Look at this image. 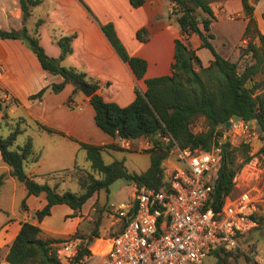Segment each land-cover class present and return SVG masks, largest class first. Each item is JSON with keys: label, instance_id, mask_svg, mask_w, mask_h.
Listing matches in <instances>:
<instances>
[{"label": "trees", "instance_id": "16d2710c", "mask_svg": "<svg viewBox=\"0 0 264 264\" xmlns=\"http://www.w3.org/2000/svg\"><path fill=\"white\" fill-rule=\"evenodd\" d=\"M40 1L19 0L22 18L26 19L31 15L32 6ZM128 1L132 6L144 2ZM213 1L220 3L224 0H172L169 14L178 25L179 36L174 40V60L170 73L145 77V91L135 87L134 98L124 105L104 99L96 90L99 86L97 80L87 76L84 71L60 62L72 51L71 41L75 32L54 33L57 29L52 30V40L60 47L59 55L53 56L46 52L39 41L41 17L34 19L31 31L25 24L19 29L0 27L1 37L20 38L34 52L42 68L48 73H58L63 77L60 81H53L29 94V99H39L47 86L57 92L68 81L74 82V91L79 90L80 82L92 85L95 91L88 98L94 111V122L113 139L105 143L78 141L83 158L89 162V166L78 162V153L71 167L28 174L25 165L40 157V153L34 149L31 136H27L22 144L14 146L18 133L23 129L20 122H16L8 134H0V154L10 167L9 173L24 185L28 194L45 193L46 202L33 213L37 221L50 214L51 207L58 203L69 205L73 209L72 214H76L90 196L100 188L107 189L117 177H123L137 185L161 186L164 183L162 161L167 155V144L157 133H170L180 146L208 149L216 136L223 132L225 123L231 117H241L254 123L262 140L261 149L264 148V32L254 16L257 0H241L242 12L246 18L241 38L245 43L239 46L236 60L218 53L209 39L213 36L210 31V22L214 18ZM262 15L264 17V9ZM101 28L134 74L142 77L146 70V60L127 52L111 22L101 23ZM199 31L202 32V46L208 47L213 55L206 66L201 64L199 55L188 41L191 32ZM136 34L140 40L148 37L145 27H140ZM195 66H199V69H195ZM11 102L17 103V98L12 97ZM2 107L3 103L0 101V111ZM199 116L203 118L205 128L195 131L191 125ZM37 126L48 132L57 131L38 121ZM120 136L150 138L152 145L145 149L150 152V163L145 170L130 172L124 168L121 160L104 161L103 150L127 148L116 139ZM235 148L231 149L230 143L223 145V160L214 184L215 208L220 206L224 195L232 189L234 172L250 157L249 145L242 143V160L235 163ZM4 178L5 174H0V186ZM22 205L25 207L24 201ZM107 208L97 204L89 216L83 215L74 231L66 237L47 235L38 223L22 221L9 244L6 260L10 264H88L80 259L90 253L88 244L100 237V227ZM257 218L259 222L261 215ZM122 224L121 220L116 231L108 235L120 230ZM75 238L80 241L74 253L68 261H62L55 243ZM231 253L233 252L226 251L216 263L225 261L233 264L235 256L230 259Z\"/></svg>", "mask_w": 264, "mask_h": 264}, {"label": "crops", "instance_id": "0c3cea01", "mask_svg": "<svg viewBox=\"0 0 264 264\" xmlns=\"http://www.w3.org/2000/svg\"><path fill=\"white\" fill-rule=\"evenodd\" d=\"M257 2L258 0L255 3L254 16L264 32V3L258 7ZM171 3L172 0H144L138 6H132L128 0H41L32 6L31 15L23 19L19 0H0V27L19 29L25 24L31 31L34 21L32 16L41 17L42 22L38 27L39 41L46 52L53 56L59 55L60 47L52 40V30L56 28L62 33L75 32L71 41L72 51L60 62L84 71L87 76L97 80L99 86L96 90L104 99L124 105L134 98L135 87L145 91V77L170 73L174 60V40L179 36L178 25L169 14ZM213 10L214 18L210 22L213 36L209 39L218 53L230 60H236L239 56L238 43L242 41L241 34L246 23L241 0H224L216 7L213 6ZM229 11L235 13L234 18L224 16ZM106 22L113 24L129 54L146 60V70L142 77L134 74L128 62L120 57L103 32L101 23ZM140 27L147 29L146 40H140L136 34ZM201 36L198 32H191L188 41L199 55L201 64L206 66L213 55L208 47L202 46ZM0 60L4 64L0 77L1 98L4 102H9L12 97H16L18 106H22L26 111L25 116L20 114L17 117L24 118L25 123H29L26 116L33 119L36 129L34 132H27L32 138L33 146L35 134L40 129L37 121L61 131H45L47 134L69 138L75 144L73 148L71 145V154L74 157L79 140L94 143L113 140L95 124L89 96L80 89L74 91L73 81L66 82L57 92L47 86L39 99L28 98L29 94L42 86L60 81L63 77L58 73H48L42 68L34 52L20 38L0 36ZM195 69H199V66H195ZM4 112L0 111L1 114ZM14 112L15 110L10 108V113ZM21 127V133L26 131L25 126ZM116 139L118 140V137ZM48 140V137H43L44 143L38 147L34 146L40 157L35 162H28L27 168L25 165L28 174L57 168L53 164L44 165L46 158L53 152V148L47 145ZM141 140V136L130 139L131 143ZM9 169L0 154V174H5L0 186V264H10L5 255L22 221L38 223L47 235L66 237L74 231L83 215L89 216L97 206V203L92 201L84 208V204L92 198L90 196L77 213L72 214L73 209L69 205L58 203L51 207L50 214L37 221L33 213L46 202L45 193L28 194L24 185L9 173ZM238 178V183L244 184L242 172ZM131 185L133 188V183ZM3 186H7L5 190L1 189ZM132 192L133 189L131 195ZM23 201L25 207L22 205ZM57 208L61 209L67 219V223L61 227L55 226L51 219ZM117 219L119 218L116 217ZM102 242L106 245L107 241Z\"/></svg>", "mask_w": 264, "mask_h": 264}, {"label": "built area", "instance_id": "2783aa9c", "mask_svg": "<svg viewBox=\"0 0 264 264\" xmlns=\"http://www.w3.org/2000/svg\"><path fill=\"white\" fill-rule=\"evenodd\" d=\"M3 71L0 60V77ZM227 134L249 147L259 139L254 123L241 117H231L208 149L180 146L170 133H157L167 144L164 183L159 187L134 184L128 202L109 204L123 221L121 229L99 237L107 241L104 250L92 249L80 261L93 257L92 264H228L216 261L231 251L233 264H260L257 247L244 236L258 225V205L264 200V165L259 162L264 160V148L249 151V159L234 172L232 189L215 208L214 184ZM141 137L145 146L152 145L150 138ZM130 139L118 137L125 147L131 146ZM241 172L244 184L238 183ZM75 248L71 239L65 240L58 256L67 261Z\"/></svg>", "mask_w": 264, "mask_h": 264}, {"label": "rangeland", "instance_id": "374dc122", "mask_svg": "<svg viewBox=\"0 0 264 264\" xmlns=\"http://www.w3.org/2000/svg\"><path fill=\"white\" fill-rule=\"evenodd\" d=\"M263 3L264 0H258L257 6L260 7ZM217 4H219V2L217 1L212 2V5L214 7H216ZM234 14H235L234 12L229 11V13H225L224 16L227 18L230 16L234 18L235 17ZM32 18L35 19V17L33 16ZM58 32L59 30H55L54 33H58ZM242 41L240 40V42L238 43V48L241 44L245 43V40L243 42ZM1 95H2V90L0 89V101H2L3 103V107L1 110L5 111L2 114L0 113V134L2 135L8 134V132L13 128V126L16 125V122H20V126H25L26 131H24L23 133L21 132L18 133L14 146L20 145L28 136L27 132H34L33 130L36 129L35 123L33 119H31L28 116L26 117L29 123H25V119L22 117L21 119H19L20 120L19 121L17 116L20 114L25 116L26 115L25 109L22 106H18L17 103L11 102V100L9 102H4L1 98ZM10 108H13L15 112L10 113ZM191 126L195 131L205 128L203 118L200 116L195 118ZM45 131L46 130L38 129V132H36L35 134V145H34L35 147L40 146L41 144L44 143L43 137H48L49 140L47 142V145L49 146V148H53V152L50 153L49 156L46 158V160L44 161V165L53 164L57 166V168L71 167L75 160V157L72 156L71 154L72 148L74 147L75 144H73L69 140V138H62L58 134L49 135ZM255 140L256 142L254 143ZM225 141L230 143L231 149L237 147L235 148V153H236L235 163L241 161L242 154L240 148L243 142L232 134L231 135L227 134ZM261 144H262V140L260 137L259 139H254L253 144L250 145V150L252 152H255V149L261 146ZM76 145H78V147L76 148V154L79 153L78 162L80 164H83L84 166H89V162L83 158L81 152L82 150L79 148V144ZM146 148H148V146H145L144 141L142 140L140 142L133 141L131 143V146L127 148L103 150L102 157L105 162H111L113 160H121L124 168H126L128 171L141 172L145 170L150 163V152L148 150H145ZM259 162L260 165L262 166L264 165V160L262 161V159H259ZM27 166L28 165H26V168ZM6 187L7 186H3V188L1 189L5 190ZM132 189L133 188L130 182H128L123 177H117L110 182L107 189L100 188L98 192L94 193L92 195V198L88 199V201L84 204V208L85 207L87 208L92 201H95L98 205L105 207H108L109 204L128 202L132 197L131 196ZM258 206L260 209L259 215H261V220H259L258 225L255 228H253L250 232L246 233L244 237L255 244V246L257 247V255L262 259L260 264H264V200H261ZM116 217H117L116 214L109 208L105 210L104 222L100 227V237H107L109 233L116 231L117 227L121 225V220L120 219L116 220ZM51 219L53 224L57 227H61L65 225V223H67V219H65L60 208L56 209V211L51 216ZM97 238L88 244V248L90 249V252H92L91 251L92 249L94 250L96 249V243H98V245L101 244V242L98 241ZM71 240L73 241L74 245L76 244V246L80 241L79 238H75ZM64 241L55 244L57 245V247H60L61 245H63ZM74 251L75 250H72V252L70 253L72 254L74 253ZM58 253L62 255L61 251H59ZM59 258L62 260L64 257L61 256ZM85 261H87L88 264H92L93 257L92 258L88 257Z\"/></svg>", "mask_w": 264, "mask_h": 264}, {"label": "water", "instance_id": "95a60500", "mask_svg": "<svg viewBox=\"0 0 264 264\" xmlns=\"http://www.w3.org/2000/svg\"><path fill=\"white\" fill-rule=\"evenodd\" d=\"M199 35L202 34L201 31L198 32ZM79 89L87 96H89L90 94H92L94 92V87L92 85L86 84L84 82H80L79 83ZM229 126V121H227L225 123V127ZM224 145H228V142H225Z\"/></svg>", "mask_w": 264, "mask_h": 264}, {"label": "bare ground", "instance_id": "6f19581e", "mask_svg": "<svg viewBox=\"0 0 264 264\" xmlns=\"http://www.w3.org/2000/svg\"><path fill=\"white\" fill-rule=\"evenodd\" d=\"M98 241H100L101 244L98 245V243H96V249H95V251H97V250H100V251L104 250L105 245L103 244L102 240H98Z\"/></svg>", "mask_w": 264, "mask_h": 264}]
</instances>
